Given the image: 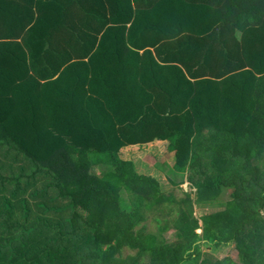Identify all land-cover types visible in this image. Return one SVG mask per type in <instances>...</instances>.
Masks as SVG:
<instances>
[{
    "label": "trees",
    "instance_id": "1",
    "mask_svg": "<svg viewBox=\"0 0 264 264\" xmlns=\"http://www.w3.org/2000/svg\"><path fill=\"white\" fill-rule=\"evenodd\" d=\"M0 264H264V0H0Z\"/></svg>",
    "mask_w": 264,
    "mask_h": 264
},
{
    "label": "rangeland",
    "instance_id": "2",
    "mask_svg": "<svg viewBox=\"0 0 264 264\" xmlns=\"http://www.w3.org/2000/svg\"><path fill=\"white\" fill-rule=\"evenodd\" d=\"M150 152V153H149ZM167 153V148L166 146H154L152 148L148 149H140V150H127L123 152L122 158H124L127 161H131L134 164H136V170L139 174L142 175H147L151 176L153 178H156L162 187V190L164 192L172 190L171 185L169 184V181H174L177 184H183L179 187V189H176L175 193L178 196H182L183 192H190L188 185H186V179L183 176L176 175L175 172L173 171V165L174 161L167 160L166 164L162 166V171L163 172H158L157 169L159 165H161L160 159L163 158ZM152 155L154 158V162L147 160V156ZM123 197H126V194H123ZM230 200V191H224L222 195L220 196L219 200L217 201L216 204H212V206H194V214L196 217H199L203 214L207 213H212L216 212L222 209L224 204ZM147 228L151 232H156L157 227L156 224H154L152 221L147 222ZM200 233V231H198ZM165 238L167 241H175V233L174 231H170L168 233L164 234ZM202 252H209L210 248L207 246L201 247ZM132 253L129 250H125V254H130ZM214 253V252H213ZM218 258H223L229 256L232 258L234 261H237V253L232 247H225L219 250L218 252L214 253Z\"/></svg>",
    "mask_w": 264,
    "mask_h": 264
},
{
    "label": "crops",
    "instance_id": "3",
    "mask_svg": "<svg viewBox=\"0 0 264 264\" xmlns=\"http://www.w3.org/2000/svg\"><path fill=\"white\" fill-rule=\"evenodd\" d=\"M161 144H164V143H159V142H156V143H153L152 145H148V146H145L144 149H147V148H151L152 146H160ZM137 147H129V148H126L125 150H123L122 152H125L127 150H131V149H136ZM123 154V153H122ZM173 160V159H172ZM164 166V165H163ZM187 185V184H186Z\"/></svg>",
    "mask_w": 264,
    "mask_h": 264
}]
</instances>
